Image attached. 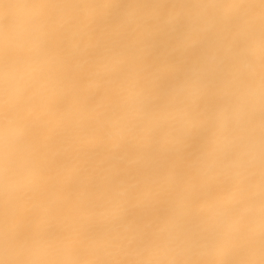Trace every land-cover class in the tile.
Returning a JSON list of instances; mask_svg holds the SVG:
<instances>
[{
    "label": "clouds",
    "instance_id": "obj_1",
    "mask_svg": "<svg viewBox=\"0 0 264 264\" xmlns=\"http://www.w3.org/2000/svg\"><path fill=\"white\" fill-rule=\"evenodd\" d=\"M0 264H264V0H0Z\"/></svg>",
    "mask_w": 264,
    "mask_h": 264
},
{
    "label": "bare ground",
    "instance_id": "obj_2",
    "mask_svg": "<svg viewBox=\"0 0 264 264\" xmlns=\"http://www.w3.org/2000/svg\"><path fill=\"white\" fill-rule=\"evenodd\" d=\"M182 62L177 60L174 61L173 64L169 67V69L164 73V76H170L173 72L179 70V68L181 67Z\"/></svg>",
    "mask_w": 264,
    "mask_h": 264
}]
</instances>
